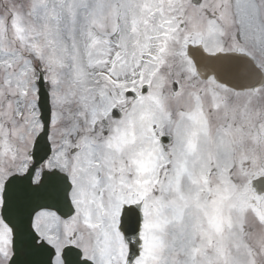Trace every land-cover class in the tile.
<instances>
[{
  "label": "snow or ice",
  "instance_id": "6c2138e0",
  "mask_svg": "<svg viewBox=\"0 0 264 264\" xmlns=\"http://www.w3.org/2000/svg\"><path fill=\"white\" fill-rule=\"evenodd\" d=\"M0 264H264V0H0Z\"/></svg>",
  "mask_w": 264,
  "mask_h": 264
}]
</instances>
